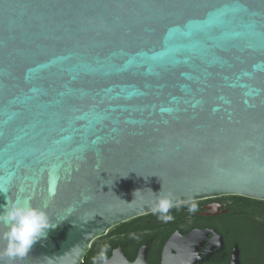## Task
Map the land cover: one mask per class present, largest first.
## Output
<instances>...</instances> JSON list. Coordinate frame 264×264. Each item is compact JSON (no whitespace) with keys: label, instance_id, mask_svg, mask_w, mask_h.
<instances>
[{"label":"water","instance_id":"1","mask_svg":"<svg viewBox=\"0 0 264 264\" xmlns=\"http://www.w3.org/2000/svg\"><path fill=\"white\" fill-rule=\"evenodd\" d=\"M0 189L56 225L3 264H82L157 195L264 200V0H0Z\"/></svg>","mask_w":264,"mask_h":264},{"label":"flooded vegetation","instance_id":"2","mask_svg":"<svg viewBox=\"0 0 264 264\" xmlns=\"http://www.w3.org/2000/svg\"><path fill=\"white\" fill-rule=\"evenodd\" d=\"M192 202L197 204L195 213H190L185 205L176 212H170L174 217L170 222L164 223L157 215H153L138 221L134 228L115 234L117 239L127 236L135 238L131 246L119 242L112 251L121 245L127 258L132 261L139 248L150 240L147 262L162 264L163 247L169 237L176 231L186 235L196 230L202 235L198 240L191 241V247L196 246L195 254L189 252L181 259L183 264H230L234 246L239 250L240 264L264 263L263 251L254 253L250 250V233L259 239L258 245L263 247V222L259 215L255 216L253 205H236L226 195ZM172 253L176 255L177 251Z\"/></svg>","mask_w":264,"mask_h":264},{"label":"clouds","instance_id":"3","mask_svg":"<svg viewBox=\"0 0 264 264\" xmlns=\"http://www.w3.org/2000/svg\"><path fill=\"white\" fill-rule=\"evenodd\" d=\"M2 191L3 189H0V192ZM138 192L140 190L134 191V197ZM182 203L187 205L190 213L197 211L195 202H181L171 193L157 195L150 210L158 219L167 223L174 219L170 214L171 210L180 207ZM54 227L56 225L50 222L44 208L33 206L27 198L8 200L0 205V264H3L5 259L9 262L23 260L36 242L46 238L47 230ZM106 252L107 246L94 257V264H107Z\"/></svg>","mask_w":264,"mask_h":264},{"label":"trees","instance_id":"4","mask_svg":"<svg viewBox=\"0 0 264 264\" xmlns=\"http://www.w3.org/2000/svg\"><path fill=\"white\" fill-rule=\"evenodd\" d=\"M226 197L231 199L234 203H236V205H253L254 206V208L256 209L254 212L255 216L259 215L262 218L261 222H263V226H262V228H263V233H262V235H263V237H262L263 247L258 245L259 239L255 235L250 233V250L254 251V253H256L258 251L264 252V200L253 199V198L244 197V196H240V195H228ZM183 206H185V205H181L178 208H173L171 211L176 212L179 210V208H182ZM153 215L154 214H152V213H148L145 215H140V216L134 217L128 221L122 222V223L114 226L105 235L96 238L91 243V246L88 249V251L84 257L82 264H94V257L98 256L101 249H103L105 246H107V252H106L107 258L110 256L112 249L115 246H117L119 242H125L127 245L131 246V244H133L135 237L127 236L125 238L117 239L116 238L117 236L115 234L120 233L124 229L134 228L135 225L138 223V221H142V220L144 221L147 217L153 216ZM158 228H159V226H158ZM113 235H115V236L113 237ZM106 239L108 242L107 244H105ZM263 262H264V260H263Z\"/></svg>","mask_w":264,"mask_h":264}]
</instances>
